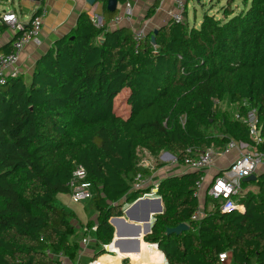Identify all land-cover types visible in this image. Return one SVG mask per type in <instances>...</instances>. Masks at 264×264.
I'll return each mask as SVG.
<instances>
[{
	"label": "trees",
	"instance_id": "trees-1",
	"mask_svg": "<svg viewBox=\"0 0 264 264\" xmlns=\"http://www.w3.org/2000/svg\"><path fill=\"white\" fill-rule=\"evenodd\" d=\"M241 2L235 10L234 0H226L222 18L204 14L197 27L170 19L155 28L154 42L151 29L138 44L129 26H97L81 12L75 27L36 60L28 80L18 76L0 85V264H56L58 252L75 259L74 237L82 225L72 224L74 211L57 195H69L76 165L91 184L92 198L83 204L96 220L86 226L96 224L101 247L113 238L109 218L121 216L122 202L143 193L130 191L138 172L150 174L137 165L138 148L167 150L181 165L212 146L223 149L230 139L264 155V0ZM114 15L107 12L108 19ZM6 28L0 21V33ZM6 47L2 53L10 51V41ZM123 89L124 116L114 107ZM222 101L235 113L221 110ZM251 109L259 143L249 135ZM201 174L193 170L159 182L163 210L139 252L126 257L223 264L218 255L225 252L228 264H264V173L247 181L259 191L238 199L243 210L221 211L218 200L205 195L212 210L192 220ZM180 222L189 228L164 234ZM103 253L101 247L92 261Z\"/></svg>",
	"mask_w": 264,
	"mask_h": 264
},
{
	"label": "crops",
	"instance_id": "crops-1",
	"mask_svg": "<svg viewBox=\"0 0 264 264\" xmlns=\"http://www.w3.org/2000/svg\"><path fill=\"white\" fill-rule=\"evenodd\" d=\"M15 1L16 3L14 4ZM126 2L130 3V9H131L130 20H122L116 26H120L124 24L129 26V28L131 29L145 28L147 31H149L151 29L158 28L159 26L167 23V21L169 20V12L175 11L172 0H127L123 3L117 0V6L113 13H115V15H125L124 13H125ZM188 2L189 0H186L185 12L183 15L185 20L184 22H186V9L188 6ZM154 4L155 6L153 8V14L147 17L148 9L151 8ZM3 5L5 6L8 5V7L6 9H1L0 15L6 11H13L17 15L19 20H21L22 22H27L31 14L37 7L42 6L45 9V14L42 18V25L38 35L37 43H33V42L27 43L24 46L23 50L18 55L17 68L19 71V76L23 77V79L25 80H28L30 78L36 60L51 48L55 40L68 34L70 30H72L75 27L77 18L81 12H86V14L93 20V22H95L96 20L97 23L99 22L100 25L104 24L107 26V28L115 27L110 24V20L113 17L108 19L107 12L110 13V11H108L106 7L105 8L103 7L101 0H99L92 6L88 5L85 2V0H4ZM208 15H213L215 18H218L217 14H208ZM200 22L201 20L198 23L195 22L191 24L190 26L197 27L200 24ZM11 35H12V30L8 26L5 29V31L0 33V52H3L5 50L3 49L5 46H7L6 48H9V41L11 40ZM127 92L128 91L126 89H123L121 93H124L125 95ZM237 143L239 144L241 143L242 145L246 144L240 141ZM212 148L215 153L212 157L211 164L207 168L202 170L203 187L199 193V196L197 197L198 206L202 211L204 210L206 213L210 212L213 208L212 201L210 202L205 201V195H206L205 190L208 184L211 182L213 177L219 171L225 169L239 155V153L245 152L247 150L246 146L240 147L239 150L231 149L227 152H224L223 151L224 148L222 149V147L219 146L218 147L212 146ZM190 171L193 170L189 169L185 165H181L178 163L172 165H163L161 168H158L155 171H151L150 174L147 175L149 178V182L147 183L144 190L148 191L150 186H155V185L158 186L159 182L163 180L165 177L180 175ZM262 173H264V161H262L257 165V168L253 173L255 175V179H250L248 181L256 180L257 177ZM242 184L243 185L240 187L239 194L235 197L236 203L239 205L237 210H243L244 208L243 205L238 202V199L240 197L244 196L248 192L257 194L259 191V187L257 184H253V183L247 184V181H242ZM156 195L159 196L157 194V191H156ZM69 198L70 197L68 195V198L65 200L66 205L63 204L64 206H67L69 204L70 202ZM161 206L163 210L162 201H161ZM140 213L141 210L140 209L137 210L134 216L135 219L129 221L141 224V222L136 220V217H138ZM88 214L93 217L91 220L93 221L96 220V212H92ZM157 214H151L150 225H152L155 215ZM126 219H128V217H126ZM76 220L77 222L72 221L73 225L79 226V224H81L82 227L86 226L87 222L81 223L77 215H76ZM112 227H113V238L111 240V248L114 249V252L105 251V253L99 255L96 260L92 261L94 254L102 246L100 247V245L96 243V238L94 236L95 232L84 233L82 232L81 229H78L76 232V236L74 237L78 242V246H79L77 253L75 255V259L70 260L68 257L65 256L63 260V264H90L91 262H97L99 264H123L126 262V260L128 262L127 264H148L153 261V259L149 256L147 258L141 257L138 260H133L129 257H126L130 253L137 252L134 250L131 251V248L134 247V242L129 239H132L133 237H131L130 235H123L122 238L124 239V241L122 243H116L118 237L116 236L115 231L116 229L118 230V226L116 224H112ZM126 229L128 231L130 230L128 226H126ZM142 231L143 230L141 228L140 241L143 240V236H144ZM148 232H150V230ZM83 237H87L88 239L87 244L82 243L81 240ZM151 245L154 247L157 253L162 255V253L158 250L156 244L153 243ZM117 252L119 253L117 262H108L112 260L109 259V257L115 256V253L117 254ZM163 259L165 260V264H166L165 257H163ZM223 264H228V260L225 259L223 261Z\"/></svg>",
	"mask_w": 264,
	"mask_h": 264
},
{
	"label": "built area",
	"instance_id": "built-area-1",
	"mask_svg": "<svg viewBox=\"0 0 264 264\" xmlns=\"http://www.w3.org/2000/svg\"><path fill=\"white\" fill-rule=\"evenodd\" d=\"M175 11L169 12V20L174 22H182V18L185 12L186 0H172ZM45 14V9L42 6L37 7L27 22H22L19 20L17 15L13 11H6L0 15V21L5 23L12 30L11 40H10V51L8 53L0 52V85L4 84L6 80L11 78H16L19 76V71L17 68L18 55L23 50L24 46L29 43H37L38 35L42 25V18ZM125 15H115L110 20L112 26L118 25L122 20H130L131 9L130 3H125ZM95 25L99 26L100 23L95 20ZM133 38L138 44L141 42L147 30L145 28L131 29ZM237 116V115H235ZM246 122L249 127V135L255 143L261 142L259 137V130L257 125V118L255 116V110L251 109L247 113ZM242 146H246L247 150L245 152L239 153V155L223 170L219 171L208 184L205 194L217 199L219 202V209L221 211H229L232 209L237 210L239 205L236 203L235 197L240 192V184L244 177L253 174L257 168V165L264 161V155L256 151L254 146L249 144H239L234 140H228L224 152L231 149H238ZM187 154H193L191 148L186 150ZM240 152V151H239ZM213 148H209L198 154L187 156L184 159V165L191 170L202 171L207 168L211 162L214 155ZM176 160V158H175ZM177 163V161H175ZM174 162V163H175ZM143 161L141 164L142 165ZM143 166V165H142ZM147 167V165L145 166ZM149 182L147 175L138 172L134 176L133 183L131 185L130 191H143L141 196L137 197H156L157 185L150 186L148 191H145V187ZM203 176L202 174L194 183L193 195L198 197L199 193L203 187ZM69 197L73 202L85 203L87 200L92 198L91 184L86 180L85 169L81 165H76L71 173L68 181ZM123 201L122 202V216L125 214V210L130 207V205L136 200ZM124 200V199H123ZM204 213L198 206L192 215V220H197ZM82 232L89 233L96 231V224L94 223L90 228L84 226L81 227ZM82 243L87 244V237L82 238ZM102 249L108 252H114L111 248V242L108 244H102ZM226 253H220L218 255L219 261L223 262L226 259ZM65 255L62 252H58L54 255L56 264H63Z\"/></svg>",
	"mask_w": 264,
	"mask_h": 264
},
{
	"label": "rangeland",
	"instance_id": "rangeland-1",
	"mask_svg": "<svg viewBox=\"0 0 264 264\" xmlns=\"http://www.w3.org/2000/svg\"><path fill=\"white\" fill-rule=\"evenodd\" d=\"M242 0H234V3L232 5L235 10H240L242 7ZM4 0H0V10L6 9L8 7L3 5ZM16 1L14 2V4ZM226 4V0H201L200 2H196V0H189L188 6L186 9V22L190 26L193 23H198L204 14H217L218 18H222V9ZM182 21L184 20V17L182 18ZM123 96V93H120L116 96L115 99V110L118 114H122L123 116L127 113V106L125 102L121 99ZM219 108L223 111L229 112L230 114H234L235 110L233 109V105H230L227 101H222L219 103ZM221 112V111H220ZM136 154L138 157L137 165L140 168H147L150 172L155 171L158 168H161L163 165H172L176 164V156L172 154L171 152L161 149L155 152H149L144 148H138L136 150ZM143 161L142 165L141 162ZM175 162V163H174ZM147 165V167H145ZM149 175V174H148ZM68 198L67 194H58L57 200L60 204H65V200ZM70 199V198H69ZM87 204V203H86ZM82 202H73L70 200L69 204L66 206L68 209L74 210L76 215L78 216V219L81 223L88 222L89 219H92L93 217L88 214V211L86 206H84ZM74 222L77 220H73ZM119 253H115V256H110L109 259H112L108 262H117ZM127 260L123 264H127Z\"/></svg>",
	"mask_w": 264,
	"mask_h": 264
},
{
	"label": "water",
	"instance_id": "water-1",
	"mask_svg": "<svg viewBox=\"0 0 264 264\" xmlns=\"http://www.w3.org/2000/svg\"><path fill=\"white\" fill-rule=\"evenodd\" d=\"M99 0H85V2L92 6ZM201 0H196V2H200ZM117 6V0H106V9L110 12H114ZM156 32V29L153 31V34L150 36V41L154 42V34ZM258 134L260 135V129ZM250 179H255V175L251 174L247 177H244L242 181H248ZM141 210V213L138 217H136V220L141 222L135 223L130 222L129 220L135 219V212L137 210ZM162 212V206H161V198L160 196H156L154 198H147V197H141L136 199L129 208L125 210L124 216H112L109 218V223L116 224L118 226V230L116 229L115 234L118 237L116 240V243H122L124 239L122 238L123 235H130L133 237L132 239H129L134 242V247L131 248V251H139L140 250V236H141V228L143 235H145L150 230V220H151V214H157ZM128 217V219H126ZM126 226L130 228L128 231L126 229ZM125 227V229H124ZM189 228L188 224L185 222H180L177 225L173 227H166L164 230L165 235L169 234H180L183 231H186ZM157 246V245H156Z\"/></svg>",
	"mask_w": 264,
	"mask_h": 264
}]
</instances>
